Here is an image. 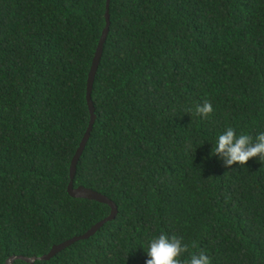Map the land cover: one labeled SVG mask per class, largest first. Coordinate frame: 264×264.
<instances>
[{
	"label": "trees",
	"instance_id": "16d2710c",
	"mask_svg": "<svg viewBox=\"0 0 264 264\" xmlns=\"http://www.w3.org/2000/svg\"><path fill=\"white\" fill-rule=\"evenodd\" d=\"M107 1L0 0V264L111 213L68 191ZM110 13L74 185L118 213L50 259L13 264H144L161 232L183 237V259L264 264V165L209 157L228 126L264 132V0H111Z\"/></svg>",
	"mask_w": 264,
	"mask_h": 264
},
{
	"label": "clouds",
	"instance_id": "9594fccd",
	"mask_svg": "<svg viewBox=\"0 0 264 264\" xmlns=\"http://www.w3.org/2000/svg\"><path fill=\"white\" fill-rule=\"evenodd\" d=\"M213 110V105L209 102L197 105L195 109L201 117L208 116ZM212 156L220 157L225 168L233 165L244 167L254 158H258L257 162L264 165V132L253 137L247 133L238 134L236 129L228 126L216 136L215 143H212L209 157ZM188 251L189 245L182 236L161 232L148 240L144 264H212L210 256L204 251L198 254L189 253V257L183 259Z\"/></svg>",
	"mask_w": 264,
	"mask_h": 264
},
{
	"label": "water",
	"instance_id": "95a60500",
	"mask_svg": "<svg viewBox=\"0 0 264 264\" xmlns=\"http://www.w3.org/2000/svg\"><path fill=\"white\" fill-rule=\"evenodd\" d=\"M110 3L111 0L107 1V9H106V27L103 31V36L101 37V40L98 44L96 53H95V57L93 59V63L91 66V71L89 73V77H88V89H87V99H88V104H89V108H90V113H91V120H90V124L88 127V130L80 144V146L78 147L72 162H71V167H70V174H71V180L70 183L68 185V191L69 193L74 196V197H83V198H88V199H93V200H97L103 203H107L110 205L111 207V213L110 215H108L106 218L98 221L96 224H94L86 233L79 235V236H75L71 239H68L67 241L60 243V244H56L52 247V249L42 255V256H26V255H12L10 256L7 261L6 264H13L15 260L17 259H22L25 260L27 262L30 263H34L37 259H50L52 256H54L57 252H59L61 249L65 248L66 246L81 240V239H86L88 237H90L91 235L95 234L107 221L112 220L116 217L117 213H118V205L116 204V202L114 200H112L109 196H107L106 194L90 188V187H86L84 185H79V186H75L74 185V178L76 175V170H77V164L78 161L87 145V142L91 136V132L93 130V126L96 120V108L94 105V101L92 98V90L94 87V82H95V78H96V74H97V70L101 61V57L103 54V49H104V44L106 42V39L108 37L109 31H110V26H111V13H110Z\"/></svg>",
	"mask_w": 264,
	"mask_h": 264
}]
</instances>
